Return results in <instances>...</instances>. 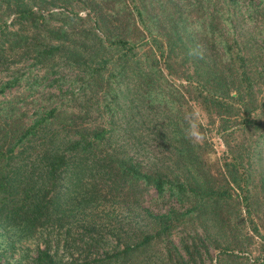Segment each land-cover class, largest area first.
Returning <instances> with one entry per match:
<instances>
[{
	"label": "trees",
	"instance_id": "1",
	"mask_svg": "<svg viewBox=\"0 0 264 264\" xmlns=\"http://www.w3.org/2000/svg\"><path fill=\"white\" fill-rule=\"evenodd\" d=\"M214 1L195 0L205 13L206 36L212 16L217 19L218 71L204 66L201 38L188 34L190 0H0V73L27 59L34 70L30 82L21 75L0 78V227L19 235L45 234L46 245L36 248L29 264H130L156 243L164 245V264L195 263L189 246L169 247L171 231L184 217L193 220L192 213L225 225L228 200L236 203L237 222L245 220L264 242V193L254 194L255 188L264 189V174L249 164L251 147L231 146L234 129L227 130L235 117L237 129L248 127L251 114L264 108L259 90H252L264 74V0ZM71 4L84 15L63 10ZM177 55L192 65L183 80L174 63ZM64 61L79 73L76 87L74 78L59 72ZM252 61L260 63L256 77ZM11 87L24 95L3 97ZM44 88L55 91L38 103L33 95ZM121 90L124 106L117 103ZM110 91L108 105L103 98ZM187 100L221 120L226 149L216 174L202 169V155L209 151L206 134L200 131V142L193 139L189 123L178 115L177 107ZM169 103L174 113L158 124L157 114ZM115 112H124L122 125L137 131L130 132L129 141L148 144L149 137L153 149L165 147L167 161L185 170L176 174L169 163L158 169L125 156L116 143ZM148 187L160 198L173 194L177 207L159 214L141 208L143 226L124 236L123 246L97 252V244L81 242L83 231L104 226L88 218L87 208L134 204ZM232 188L237 193L231 195ZM184 203L189 207L180 210ZM72 229L80 243L69 240ZM48 242H55L53 251ZM59 242H70L61 250L74 247L78 256L59 254Z\"/></svg>",
	"mask_w": 264,
	"mask_h": 264
},
{
	"label": "rangeland",
	"instance_id": "2",
	"mask_svg": "<svg viewBox=\"0 0 264 264\" xmlns=\"http://www.w3.org/2000/svg\"><path fill=\"white\" fill-rule=\"evenodd\" d=\"M217 1L218 0H215L214 2ZM190 3V8L193 15L192 17L194 19L189 18L186 21L188 34L201 38L200 42H198V46L201 50L204 60L206 59V64H204V66L208 68L213 67L218 71L221 68L222 61L220 60L219 52L216 49V41L218 39L216 24L217 19L215 16H212L210 20L213 27L212 32L210 36H206L204 29L205 24L202 25L203 22H206L203 7L201 9V4L195 2V0H190ZM214 4L215 6L213 9L217 7V4ZM54 10L57 11L55 8L53 11ZM63 10L76 12L81 16H83L86 12L77 4L68 5L64 7ZM51 24L56 25L57 21L51 20ZM10 28L14 29L15 27L12 26ZM28 61V59L21 60V62L8 65V69L0 73L1 80H6L9 77L21 75L22 79L26 77L25 82H30V77L34 70L33 67L27 65ZM189 62V60H183L180 55L176 56L174 63L181 76L180 79L182 80V75L184 74L183 72H191L192 65ZM67 64L68 63L66 61H64V63H60L59 65H64V67L63 69L59 70V72L64 74L65 77L69 76L71 80L74 78L73 85L76 87L78 84V80L76 78L79 73L68 70ZM259 65L260 63L252 61L250 67L252 77L257 76L256 72L259 69ZM203 69L204 68L201 69L202 72ZM57 75L58 74H56V76ZM256 80L257 82L254 83L252 90H255L254 92L259 90L257 99L261 98L262 101L264 99V74H260ZM20 82L21 84H24L23 81ZM174 83L177 84L176 81H174ZM67 84L68 82L65 80V85L63 88L66 87ZM69 84H71V81ZM40 87L41 85H38V88ZM13 88L14 87L6 88L3 97L12 98L15 96L24 95L23 93L19 94L22 91L21 89L15 91ZM54 91L55 90L53 88L40 89V91L35 93L33 97H36L38 103H41L44 97H48L50 92ZM122 91L123 90L118 93L117 98V103L120 104V106H124V99L121 98ZM111 96L112 91H110L108 95L103 98V101L107 102L108 105H110ZM97 99L101 100V97H98ZM129 104L133 105L134 103L131 102ZM262 106L260 109L255 110L251 114L249 119L251 121L248 124V127L242 129L241 131L237 129V122L239 119L238 117H235L233 118V121L228 123L229 126L227 130L231 131L234 129L231 131L230 136L228 137V139H230L229 143L231 146L249 145L251 147V157L248 159L249 164L252 165V169L255 172H259L260 170L264 174V108ZM172 107L173 105L169 103V108H166L161 113L157 114L158 118L156 120L158 124H163L166 121V118L174 113ZM177 111L178 115H180L182 119H186V117H188L193 111L199 112L201 121L199 124V131H203V133L206 134L205 140L209 146V151L202 155V160H204L202 169L204 171L208 170L209 173L216 174L215 167L223 162V160L219 159L226 149V146L223 142V136L219 134L220 127H218V123L221 120L217 117H209L198 104H195L190 100H187L186 103H183L180 107H177ZM123 113L124 112H115L111 117L112 122H115V126H119V130L114 131V133L115 138H117L116 143L120 145V150H124L123 154L125 156H132L135 161L140 162L141 164H146L148 166L153 164V168L158 169H161L163 164L169 163L170 168L176 174H180V172H182L181 169L184 168L178 163L174 164L167 161L168 157L165 147L163 152L153 149L155 148L156 144L149 137H146L148 144H142V141L139 139H135L133 141L128 140L129 138L127 136L132 132L136 133L137 131L126 129V127L122 125L124 120ZM186 121L188 122V119H186ZM162 124L160 126H162ZM162 130L166 129L163 128ZM161 145L164 146L163 144ZM255 156H257L256 159ZM255 161L256 163L258 161V163L255 164ZM254 178L256 180L257 175H255ZM217 181L220 182L219 177H217ZM228 192L233 195L234 193H237V190L232 188L229 189ZM263 193L264 189H254V194L258 197H261ZM135 202L134 204H123L120 201L113 204L104 202L99 205L92 206L91 208H87L86 213L88 214V218L92 217L93 220H95L97 223L103 224L104 226L103 229L98 228V230L93 231V233H89L87 230L83 231L82 235L80 236L82 239L81 242L88 241L86 243L89 245L97 244V252H99V250L108 251L111 245L123 246L125 243L123 242V237L127 234L130 235V233L135 229L142 228L143 226L144 220L142 218L141 208L148 209L151 214H159L167 211L168 209L177 207V203L175 202L173 194H169V196L165 194L163 198H160L157 196L154 189L150 187H148L142 194L141 201H138L137 199ZM228 203L229 204L226 207L228 221L225 225L221 226L209 218L204 219L201 214H199L197 217V215H195L196 213H192L188 215V217L194 218L193 220L186 221L187 219L184 217V220L180 221V223H177L176 228L171 231L169 235V247L171 245L173 247H177V250H180V246L182 245L189 246L190 250L192 251L191 258L195 259V263L189 262L188 264H264V242H262L257 236L253 235L245 220H242V224L237 222V217H235L236 203L230 200H228ZM188 207L189 205L184 203L181 205L180 210H184V208ZM262 209H264V207H262ZM89 215L91 217H89ZM93 228L96 229V227ZM71 231L72 234L69 237V240L72 238V241H77L76 243H80V241L77 240L78 236L74 234V229ZM43 234H41L40 237L38 234L34 236H30V234L27 233L19 235V233H14L12 229L2 224L0 227V264H29L30 257L34 256L36 248H44L46 245V242H44L45 234ZM237 240H240L241 242H236ZM48 243L50 251H53V249H55V242ZM67 243L64 242L63 246L67 245ZM61 244L62 242H59V254L63 252L61 249L64 250V247ZM64 252L67 254L66 257L71 256L76 258L79 251L74 247H70ZM230 252L235 253L237 256H235L234 259L226 258V254H229ZM164 254V245L162 243H156L150 248L148 252L137 257L132 262H130V264H164Z\"/></svg>",
	"mask_w": 264,
	"mask_h": 264
},
{
	"label": "clouds",
	"instance_id": "3",
	"mask_svg": "<svg viewBox=\"0 0 264 264\" xmlns=\"http://www.w3.org/2000/svg\"><path fill=\"white\" fill-rule=\"evenodd\" d=\"M186 119L189 123V135L196 141L202 140L203 137L199 131V124L201 123L199 112L193 111Z\"/></svg>",
	"mask_w": 264,
	"mask_h": 264
}]
</instances>
